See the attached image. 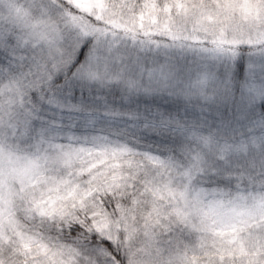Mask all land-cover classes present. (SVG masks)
I'll use <instances>...</instances> for the list:
<instances>
[{
    "label": "snow or ice",
    "instance_id": "1",
    "mask_svg": "<svg viewBox=\"0 0 264 264\" xmlns=\"http://www.w3.org/2000/svg\"><path fill=\"white\" fill-rule=\"evenodd\" d=\"M0 264H264V0H0Z\"/></svg>",
    "mask_w": 264,
    "mask_h": 264
}]
</instances>
